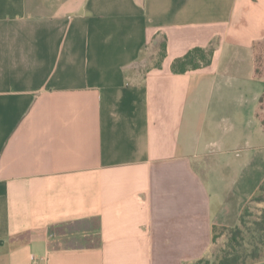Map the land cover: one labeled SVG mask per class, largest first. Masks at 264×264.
Listing matches in <instances>:
<instances>
[{
	"label": "crops",
	"instance_id": "obj_1",
	"mask_svg": "<svg viewBox=\"0 0 264 264\" xmlns=\"http://www.w3.org/2000/svg\"><path fill=\"white\" fill-rule=\"evenodd\" d=\"M262 41L264 0H0V264L205 258L264 184Z\"/></svg>",
	"mask_w": 264,
	"mask_h": 264
},
{
	"label": "trees",
	"instance_id": "obj_2",
	"mask_svg": "<svg viewBox=\"0 0 264 264\" xmlns=\"http://www.w3.org/2000/svg\"><path fill=\"white\" fill-rule=\"evenodd\" d=\"M165 54L164 42L160 46V57ZM212 57L211 49H192L186 55L174 60L171 64V71L174 74H183L188 71L201 69L209 65ZM254 62H256L254 60ZM256 64V63H255ZM255 73L259 74L258 67L255 66ZM264 96L261 98V105ZM261 109V106H260ZM264 125V121H262ZM253 205L258 216L253 217V221H246L250 217V206ZM226 235L224 247L216 250L219 257L218 264H253L264 260V184L261 185L256 194L249 200L243 213L241 214L238 224L233 227H214L212 245L217 244L216 231ZM209 254L212 255L210 252ZM205 257L194 264H208Z\"/></svg>",
	"mask_w": 264,
	"mask_h": 264
},
{
	"label": "rangeland",
	"instance_id": "obj_3",
	"mask_svg": "<svg viewBox=\"0 0 264 264\" xmlns=\"http://www.w3.org/2000/svg\"><path fill=\"white\" fill-rule=\"evenodd\" d=\"M150 53V52H149ZM149 53L145 54L143 56V58L141 59V61L139 62V64H143V63H147L149 61V59L151 58L152 54L149 56ZM253 53H254V60L256 61L255 66L258 67L259 70V74L261 75V77H264V41L256 43L253 46ZM160 57V51L158 50L154 57H152L155 61H157ZM260 116H261V120L264 121V99H263V103L261 105V109H260ZM249 213H251L250 217H246V221H253V217L258 216L259 212L256 211V209L254 208L253 205L250 206L249 209ZM221 231L217 230L216 234H218V238H217V244L216 245H211V248L209 250V253L211 252V254L208 253V255L206 256V258L208 259L207 261H209L208 264H218L219 262V257L221 255H218L216 253V250L219 249L220 247H224L225 245V240H226V235L225 234H220Z\"/></svg>",
	"mask_w": 264,
	"mask_h": 264
}]
</instances>
